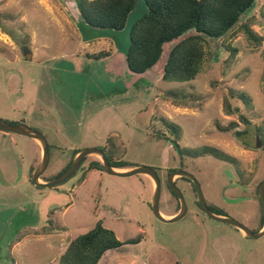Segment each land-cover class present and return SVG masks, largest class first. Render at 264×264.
Returning <instances> with one entry per match:
<instances>
[{
  "label": "rangeland",
  "instance_id": "374dc122",
  "mask_svg": "<svg viewBox=\"0 0 264 264\" xmlns=\"http://www.w3.org/2000/svg\"><path fill=\"white\" fill-rule=\"evenodd\" d=\"M147 11L145 0H137L117 31L87 25L76 0H0V120L47 137L45 176L61 173L76 151L100 148L111 161L154 168L162 181L161 210L172 216L181 204L168 174L181 168L196 176L212 209L260 231L264 0L226 37L208 39L204 66L187 82L161 77L171 43L147 76L127 67L131 27ZM245 25L262 36L260 44ZM166 124L179 126V137ZM8 134L18 141L5 142L7 150L19 156L14 172L0 157V264H60L68 245L99 221L122 241L143 236L139 244L110 250L100 264H264V235L247 237L207 216L183 177L175 179L188 213L165 223L151 207L150 177L111 175L92 168L101 158L90 155L63 183L37 186L26 174L34 158L40 161L34 139Z\"/></svg>",
  "mask_w": 264,
  "mask_h": 264
},
{
  "label": "trees",
  "instance_id": "16d2710c",
  "mask_svg": "<svg viewBox=\"0 0 264 264\" xmlns=\"http://www.w3.org/2000/svg\"><path fill=\"white\" fill-rule=\"evenodd\" d=\"M76 2L87 25L117 31L125 29L129 16L137 4V0H76ZM145 2L148 11L132 25L130 30L131 43L126 56L129 69L136 74H145L160 62L165 44L171 43L163 79L168 82H187L194 80L204 66L208 39L220 40L226 37L241 23L242 17L247 12L255 9L259 0H145ZM244 28L252 41L257 44L262 42V36L255 34L248 25ZM193 31L195 34H190ZM224 108L229 114L235 111L232 103L227 99ZM235 125L236 123H233L231 127ZM166 126L170 133L175 132L179 137V126L170 124ZM156 134L166 136L160 132ZM174 143L175 148L183 153L178 142ZM78 152L76 151L75 155ZM187 153L194 155V152ZM108 158L114 167H132L125 161H111L109 156ZM73 159L55 177L43 175L42 179L49 181L62 175L70 167ZM91 167L104 170L100 160ZM177 170L183 169L173 168L169 173ZM169 189L171 190L170 186ZM171 192L176 197L172 190ZM258 194L259 186L257 198L262 207ZM197 204L200 207L199 203ZM263 223L264 217H262ZM142 240L143 236H138L122 241L112 229L105 227L102 221H99L93 229L79 235L68 245L60 257V264H99L108 251L125 245L139 244Z\"/></svg>",
  "mask_w": 264,
  "mask_h": 264
},
{
  "label": "water",
  "instance_id": "95a60500",
  "mask_svg": "<svg viewBox=\"0 0 264 264\" xmlns=\"http://www.w3.org/2000/svg\"><path fill=\"white\" fill-rule=\"evenodd\" d=\"M0 131L30 136L40 143L43 150L42 158L39 165L34 170L31 176L32 181L37 186L53 187L63 183L64 181L69 179L73 174H75V172L79 169L83 160L86 157L90 155H96L101 158V162L103 163L104 170L111 175L120 176V177H130V176L142 174L150 177L153 180L155 192H154V198L151 203V207L157 219H159L162 222L173 223L179 221L183 219L188 213L189 208L185 196L182 190L176 185L175 177L180 176L189 179L194 184L196 188L198 203L207 216H209L210 218L216 221L231 224L232 226L240 230L247 237L254 238L264 235V226L260 231L254 232L248 226L242 224L238 220L230 216H226L214 212L209 207L205 195L201 189V185L198 182L196 176L186 170H177L175 172L168 174V184L171 190L176 194V197L179 199L181 207L178 213L172 216H166L162 212L160 207L161 198H162V181L159 177L158 172L154 168L148 166H132L130 168H127V170H122L121 168L114 167L110 163L109 158L105 153V151H103L100 148L90 147L80 150L75 155L70 167L62 175L53 178L49 181H43L42 176L47 172L50 164V147L47 137L42 132L34 130L27 125H20V124L16 125L1 120H0ZM259 197L261 199L262 209L264 214V181L260 184L259 187Z\"/></svg>",
  "mask_w": 264,
  "mask_h": 264
},
{
  "label": "crops",
  "instance_id": "0c3cea01",
  "mask_svg": "<svg viewBox=\"0 0 264 264\" xmlns=\"http://www.w3.org/2000/svg\"><path fill=\"white\" fill-rule=\"evenodd\" d=\"M168 58V57H167ZM166 61H167V59H166ZM126 62H127V60H126ZM166 63V62H165ZM165 66V65H164ZM127 67H128V65H127ZM129 68V67H128ZM149 71H151V70H149ZM149 71L148 72H146L145 74H139V75H148V73H149ZM163 72H164V67H163ZM163 72H162V75H161V77L163 78ZM129 74H128V77L130 78V79H133V75H131L130 73V71L128 72ZM136 76H134V78H135ZM110 94V93H109ZM109 94H108V96H109ZM0 137H3V139H4V141H3V139H0V157H1V160H3L4 159V161H3V163H6V162H10V166H11V169H13V172H14V170H15V164H16V162H17V158H18V156H19V154L17 153V152H13V151H10V150H7V144L8 143H5V142H10L11 144H16L17 143V138H14V136H11L10 134H8L7 132H2V131H0ZM9 139V140H8ZM34 139V138H33ZM34 145H35V151H38V156H40V161H41V158H42V154H43V150H42V147H41V145H40V143L37 141V140H35L34 139ZM37 145V146H36ZM38 147V148H37ZM4 148V149H3ZM38 149V150H37ZM40 161H36V158H34V161L29 165V167H28V170L26 171V174H28V172H29V174L31 175L33 172H34V170L37 168V166L39 165V163H40ZM2 162V161H1ZM122 170H127V168H121ZM174 215V214H173ZM110 251H108L106 254H105V256L103 257V259L101 260V262L104 260V258L107 256V254L109 253ZM100 262V263H101ZM99 263V264H100Z\"/></svg>",
  "mask_w": 264,
  "mask_h": 264
},
{
  "label": "flooded vegetation",
  "instance_id": "af4514ba",
  "mask_svg": "<svg viewBox=\"0 0 264 264\" xmlns=\"http://www.w3.org/2000/svg\"><path fill=\"white\" fill-rule=\"evenodd\" d=\"M185 179H187V178H185ZM187 180H189V179H187ZM263 226H264V223L260 226L259 230H261L263 228Z\"/></svg>",
  "mask_w": 264,
  "mask_h": 264
}]
</instances>
